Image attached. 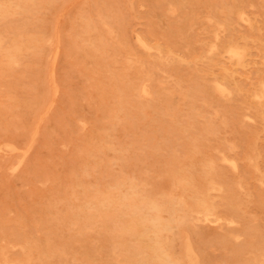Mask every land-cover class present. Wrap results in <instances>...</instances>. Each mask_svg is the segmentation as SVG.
Listing matches in <instances>:
<instances>
[{
	"label": "rangeland",
	"instance_id": "rangeland-1",
	"mask_svg": "<svg viewBox=\"0 0 264 264\" xmlns=\"http://www.w3.org/2000/svg\"><path fill=\"white\" fill-rule=\"evenodd\" d=\"M261 83L264 0H0V264H143L156 207L201 191L166 250L264 264Z\"/></svg>",
	"mask_w": 264,
	"mask_h": 264
},
{
	"label": "bare ground",
	"instance_id": "bare-ground-1",
	"mask_svg": "<svg viewBox=\"0 0 264 264\" xmlns=\"http://www.w3.org/2000/svg\"><path fill=\"white\" fill-rule=\"evenodd\" d=\"M200 1V0H199ZM197 2V1H196ZM73 3V2H72ZM140 5V4H139ZM252 5V4H251ZM171 6V5H170ZM183 7V6H182ZM182 9V8H181ZM172 7H171V12H172ZM223 10V9H222ZM65 11V10H64ZM64 11H62V12H64ZM167 11H169V10H167ZM174 11V10H173ZM221 12V11H220ZM173 13V12H172ZM192 14H194V13H192ZM243 14H245V13H243ZM172 15V14H171ZM191 15V14H190ZM222 15V14H221ZM59 17H61V16H59ZM194 17V16H193ZM198 17V16H197ZM241 17V16H240ZM246 18H248V16L246 17ZM206 19V18H205ZM59 20V19H58ZM57 21V20H56ZM104 21V20H103ZM181 21H182V19H181ZM207 21H209V20H207ZM193 22V21H192ZM192 22H190L189 21V23H192ZM59 23V22H58ZM103 24V23H102ZM210 24H211V22H210ZM216 24H217V22H216ZM246 24H249V21L248 22H246ZM217 25H220V24H217ZM236 25H237V23H236ZM58 26V25H57ZM108 26V25H107ZM224 26V25H223ZM250 26V25H249ZM104 27V26H103ZM105 28V27H104ZM108 28H109V26H108ZM220 28V27H219ZM223 28V27H222ZM224 29V28H223ZM222 29V30H223ZM55 30H56V28H55ZM110 30V29H109ZM192 30V29H191ZM218 30H220V29H218ZM230 30V29H229ZM113 31V30H112ZM226 31H227V29H226ZM58 32V29H57V31H56V33ZM219 32V31H218ZM107 33H109V32H107ZM112 33V32H111ZM111 33H109V35L111 34ZM221 33V32H220ZM235 33V32H234ZM135 34V33H134ZM59 34H57V35H55L56 37L58 36ZM109 35H108V37H109ZM189 35V34H188ZM213 35H214V33H213ZM87 36V35H86ZM111 36V35H110ZM135 36V35H134ZM245 36V35H244ZM55 37V39H56V41H58L57 40V38ZM88 37V36H87ZM218 37V36H217ZM240 37V36H239ZM60 38V37H59ZM58 38V39H59ZM84 38V37H83ZM110 38V37H109ZM113 38V37H112ZM219 38V37H218ZM85 39H88V38H85ZM115 39V38H114ZM136 38H134V40H135ZM139 39V38H138ZM241 39V38H240ZM47 40H49V39H46V42H47ZM51 40V39H50ZM113 40V39H112ZM116 40V39H115ZM215 40V39H214ZM106 41V40H105ZM232 41V40H231ZM240 41V40H239ZM52 41H50V43H51ZM136 42H137V39H136ZM217 42H218V40H217ZM244 42V41H243ZM59 43V42H58ZM145 43V42H144ZM232 43V42H231ZM234 43V42H233ZM245 43V42H244ZM49 44V43H48ZM117 44H118V41H117ZM120 44V43H119ZM139 44V43H138ZM146 44V43H145ZM213 44V43H212ZM240 44V43H239ZM91 45L93 46V44L91 43ZM91 45H90V47H91ZM148 45V44H147ZM181 45V44H180ZM216 45V44H215ZM50 46H52L51 44H50ZM120 46H121V44H120ZM119 46V47H120ZM141 46V45H140ZM211 46V45H210ZM86 47V46H85ZM227 47H229V46H227ZM244 47V46H243ZM56 48V47H55ZM121 48V47H120ZM123 49V48H122ZM187 49V48H186ZM209 49V48H208ZM59 49L57 48V51H58ZM98 50V49H97ZM124 50V49H123ZM156 50V49H155ZM155 50H153V51H155ZM213 50V49H212ZM222 50V49H221ZM228 50V54L230 53V55L232 56V57H237V58H239L240 57V55L242 54L240 51H239V49H238V47L236 46V45H231L228 49L226 48V50H225V52ZM245 50V49H244ZM28 51V50H27ZM56 51V50H55ZM56 51V52H57ZM93 51H95V50H93ZM147 51H149V50H147ZM168 51H170V50H168ZM217 51V50H216ZM215 50H214V52L213 53H217ZM241 51H243V49H241ZM96 52V51H95ZM124 52V51H123ZM172 52V51H171ZM170 52V53H171ZM188 52V51H187ZM55 53V52H54ZM107 53V52H106ZM148 53V52H147ZM161 53V52H160ZM57 54H58V52H57ZM127 54V53H126ZM125 54V55H126ZM210 54H212V53H210ZM209 54V55H210ZM71 55V54H70ZM106 55V54H105ZM161 55V54H160ZM166 55V54H165ZM169 55H172V54H169ZM149 56V55H148ZM167 56V55H166ZM166 56H165V59H166ZM50 57V56H49ZM156 57V56H155ZM161 57V56H160ZM175 57H176V55H175ZM178 57V56H177ZM229 57V56H228ZM88 58V57H87ZM173 58V57H172ZM179 58V57H178ZM48 59V58H47ZM50 59V58H49ZM160 59V58H159ZM241 59V58H240ZM243 59V58H242ZM100 60V59H99ZM179 60V59H178ZM178 60H177V62H178ZM237 60V59H236ZM239 60V59H238ZM55 61H56V59H55ZM129 61V60H128ZM127 61V62H128ZM165 61V60H164ZM182 61H184V60H182ZM189 61V60H188ZM191 61V60H190ZM194 61H196V60H194ZM241 61V60H240ZM52 62V61H51ZM130 62H131V60H130ZM133 62V61H132ZM192 62V61H191ZM16 63V62H15ZM136 63V62H135ZM237 65H238V63H236ZM15 65V64H14ZM18 65V64H17ZM16 65V66H17ZM48 65V64H47ZM137 65H138V63H137ZM130 67H131V65H129ZM142 67V66H141ZM49 68H51V66L49 67ZM55 68V67H54ZM46 69H48V68H46ZM130 69V68H129ZM132 69V68H131ZM141 69V68H140ZM48 72H49V69L47 70ZM53 72V71H52ZM50 73V72H49ZM154 74H155V72H154ZM139 75V74H138ZM141 75V74H140ZM143 77V76H142ZM147 78V77H146ZM170 78V77H169ZM48 80V79H47ZM91 80V79H90ZM127 80H129V79H127ZM142 80H144V79H142ZM141 80V81H142ZM149 80V79H148ZM124 80H122V82H123ZM130 81V80H129ZM137 81V80H136ZM140 81V82H141ZM147 81V80H146ZM93 82V81H92ZM143 82H145V81H143ZM143 82H141V83H143ZM159 82V81H158ZM49 83V82H48ZM95 83V82H94ZM125 83H128V82H125ZM148 83H149V81H148ZM161 83V82H160ZM55 84H56V82H55ZM96 84V83H95ZM144 84V83H143ZM142 84V85H143ZM159 84V83H158ZM163 84V83H162ZM215 84V83H214ZM213 84V85H214ZM53 85V84H52ZM146 85V84H145ZM149 85V84H148ZM161 85V84H160ZM159 85V86H160ZM212 85V84H211ZM221 85V84H220ZM261 85H262V83H261ZM264 85V84H263ZM263 85H262V87H263ZM141 86V85H140ZM156 86V85H155ZM165 86V85H164ZM177 86V85H176ZM54 87H55V85H54ZM59 87V86H58ZM178 87V86H177ZM261 87V86H260ZM146 88V87H145ZM161 88V87H160ZM179 88V87H178ZM214 88H215V86H214ZM217 88V87H216ZM226 88V87H225ZM50 89V88H49ZM52 89H53V86H52ZM103 89V88H102ZM139 89V88H138ZM149 89V88H148ZM157 91H159L158 90V88H155ZM180 89V88H179ZM96 90V89H95ZM144 90V89H143ZM162 91H164L163 89H161ZM219 90V89H218ZM228 90V89H227ZM225 91V92H228V91ZM262 90H263V88H262ZM58 91V90H57ZM92 91V90H91ZM135 91H137V90H134V93H135ZM147 91V90H146ZM103 92V91H102ZM138 92V91H137ZM142 92V91H141ZM144 92H145V90H144ZM216 92V91H215ZM224 92V91H223ZM52 94H53V92H51ZM139 93V92H138ZM143 93V92H142ZM261 93V92H260ZM90 94V93H89ZM148 94H150V93H148ZM167 94V93H166ZM221 94H222V92H221ZM137 95V94H136ZM140 95V94H139ZM145 95V94H144ZM171 95V94H170ZM101 96V95H100ZM138 96V95H137ZM145 96H147V95H145ZM149 96V95H148ZM222 96V95H221ZM261 96V95H260ZM141 97V96H140ZM164 97H165V95H164ZM257 97H259V95L257 96ZM138 98V97H137ZM155 98V97H154ZM157 98H159V96L157 97ZM166 98V97H165ZM140 99V98H139ZM153 99V98H152ZM137 101H138V99H136ZM151 100V99H150ZM163 100V99H162ZM186 100V99H185ZM257 100V99H256ZM260 100H261V97H260ZM126 101V100H125ZM164 101H166L165 99H164ZM258 101V100H257ZM103 102H104V100H103ZM259 102V101H258ZM133 103V102H132ZM140 103V102H139ZM138 103V104H139ZM260 103V102H259ZM258 103V104H259ZM56 104V103H55ZM90 104V103H89ZM51 105V104H50ZM128 105V104H127ZM134 105V104H133ZM141 105V104H140ZM147 105V104H146ZM138 107V106H137ZM147 107H149V106H147ZM49 108V107H48ZM133 108V107H132ZM142 108H143V106L141 107V112H139L140 114L142 113L143 114V112H142ZM150 108V107H149ZM44 109V108H43ZM85 109V108H84ZM135 109V108H134ZM137 109V108H136ZM144 109V108H143ZM138 110V109H137ZM139 111V110H138ZM147 111V110H146ZM149 111V110H148ZM148 111H147V113H148ZM160 112V111H159ZM89 113V112H88ZM150 114V113H149ZM40 115V114H39ZM74 115V114H73ZM90 115H92V114H90ZM95 115V114H94ZM152 115V114H151ZM157 115V114H156ZM216 115V114H215ZM131 116V115H130ZM222 116V115H221ZM39 117V116H38ZM43 118L45 117V116H42ZM41 117V118H42ZM95 119H96V117H95ZM33 121V120H32ZM36 121H38V120H36ZM41 121H42V119H41ZM97 121V120H96ZM106 121V120H105ZM33 122H35V121H33ZM152 122V121H151ZM39 125V124H38ZM52 126V125H51ZM224 126V125H223ZM36 127V126H35ZM249 128V127H248ZM39 129V128H38ZM15 130V129H14ZM143 132V131H142ZM32 133V132H31ZM53 133V132H52ZM37 134H38V130H37ZM30 136H31V134H30ZM35 139V138H34ZM143 141V140H142ZM33 142V141H32ZM29 144V143H28ZM34 144V143H33ZM63 144V143H62ZM160 147V146H159ZM6 150V149H5ZM20 150V149H19ZM174 150V149H173ZM179 150V149H178ZM22 151H24V150H22ZM137 151V150H136ZM17 152H19V151H17ZM10 153H13V152H11L10 151ZM28 154V153H27ZM173 154V153H172ZM5 156V155H4ZM223 158H224V155H223ZM7 160V159H6ZM16 160V159H15ZM212 160V159H211ZM19 161V160H18ZM230 161V160H229ZM234 161V160H233ZM184 162V161H183ZM221 162H225V161H221ZM232 162V161H231ZM16 163H17V160H16ZM234 163L235 162H233L232 163V167H233V165H234ZM181 164H182V162H181ZM225 164H228V162H225ZM229 164H231V163H229ZM183 165V164H182ZM213 165V164H212ZM255 166V165H254ZM5 167V166H4ZM234 168V167H233ZM8 170V169H7ZM232 170V169H231ZM233 171V170H232ZM235 172V171H234ZM261 175V174H260ZM206 178V180H208V182H209V179H208V177H205ZM131 180H132V178H131ZM258 182V181H257ZM260 182V181H259ZM262 182V181H261ZM260 182V183H261ZM209 184V183H208ZM141 185V184H140ZM213 185V184H212ZM216 185V184H215ZM260 185H262V184H260ZM143 186V185H142ZM141 186V187H142ZM208 186L209 185H207V184H203V187H202V189H207L208 188ZM219 186V185H218ZM264 186V185H263ZM219 188V187H218ZM222 190V189H221ZM241 190V189H240ZM244 190V189H243ZM218 191V190H217ZM216 191V192H217ZM175 192V191H174ZM208 192H210V191H208ZM213 192V191H212ZM220 193V192H219ZM246 193V192H245ZM208 194V193H207ZM246 195V194H245ZM249 195V194H248ZM174 196V195H173ZM171 194H169V195H167V197H166V199H165V201H164V203H163V205H162V207H156V210H157V215L154 217L153 216V218H152V221H151V223L149 224V225H147V226H145V228H146V230H147V232H149V233H144L142 236H141V239L143 240V242H144V244H145V246L149 249V251L151 252V258L149 259V260H143L142 261V263L143 264H182L181 263V260H180V258H178L177 256H173V255H171L167 250H166V248H165V245L163 244V241L165 240V239H167V238H169L170 237V234L172 233V231H173V229L174 228H179V229H183V228H185V226H187V225H189V224H191L194 220H195V216L197 215V217H198V214H200V213H202V214H204V216L206 217V219H208V216H209V214H211V212H212V208H213V204L211 203V201L209 200V198H208V196L207 195H205L204 194V191H201V192H198L195 196H194V198H193V201L192 202H186V201H182L181 199H178V198H175V197H173ZM250 196V195H249ZM246 197V196H245ZM248 202V201H247ZM249 203V202H248ZM264 204V203H263ZM223 207V206H222ZM262 207V206H261ZM247 208V207H246ZM256 210V209H255ZM256 211H258V210H256ZM259 212V211H258ZM261 213H262V211H261ZM250 216H252V215H250ZM211 217V216H210ZM259 217V216H258ZM213 218H214V216H213ZM217 218H218V216H217ZM221 218H223V217H221ZM220 218V219H221ZM253 218V217H252ZM205 219V218H204ZM197 220H198V218H197ZM201 220V219H200ZM209 220V219H208ZM225 220V219H224ZM247 220V219H246ZM254 220V219H253ZM221 221H223V220H221ZM231 221H232V218H231ZM231 221H229V222H231ZM255 221V220H254ZM195 222H197V221H195ZM204 222V221H203ZM225 222H226V220H225ZM235 222V221H234ZM202 223V222H201ZM216 223H217V221H216ZM227 224H228V222H226ZM233 223V222H232ZM252 223V222H251ZM193 224V223H192ZM214 224V223H213ZM210 225H212V224H210ZM232 225V224H231ZM234 225V224H233ZM237 225H240L239 223H237ZM206 226H208V225H206ZM228 226V225H227ZM246 227V226H245ZM206 228V227H205ZM210 228V227H209ZM237 228V227H236ZM90 229H91V227H90ZM206 229H208V228H206ZM245 229V228H244ZM250 229H252V228H250ZM260 229V228H259ZM254 230V229H253ZM209 231V230H208ZM220 231H221V229H220ZM244 231V230H243ZM255 231V230H254ZM183 232V231H182ZM222 232V231H221ZM253 232V231H252ZM213 233V232H212ZM255 233V232H254ZM257 233V232H256ZM229 234H231V233H229ZM258 234V233H257ZM259 234H261V233H259ZM173 235V234H172ZM231 235H233V234H231ZM124 237V236H123ZM232 237V236H231ZM240 237V236H239ZM249 237V236H248ZM248 237H247V239H248ZM260 238H262V237H260ZM126 239V238H125ZM186 239L188 240V238L186 237ZM185 239V240H186ZM234 239V241L236 240L235 239V237L233 238ZM251 239V238H250ZM257 239V238H256ZM186 240V241H187ZM239 240V239H238ZM167 241V240H166ZM185 241V242H186ZM190 241V240H189ZM250 241H254V239L253 240H250ZM184 242V241H183ZM134 243V242H133ZM136 243V242H135ZM235 243H237V242H235ZM245 243V242H244ZM186 244V243H185ZM186 245H188V243L186 244ZM191 245V244H190ZM242 246V245H241ZM256 246H257V244H256ZM186 247H188V246H185V248ZM190 247V249H189V251H191L192 253L195 251L194 250V248L192 247V246H189ZM258 247V246H257ZM250 248V247H249ZM249 248H248V250H249ZM2 250H3V248H1ZM210 249V251L212 250V248L210 247L209 248ZM185 250V249H184ZM215 250V249H214ZM213 250V251H214ZM250 250H252V249H250ZM1 251V250H0ZM188 250L186 251L187 253L189 252ZM241 251V250H240ZM185 252V251H184ZM243 252V251H242ZM249 252V251H248ZM190 253V252H189ZM238 253V252H237ZM0 254H2V253H0ZM194 254H196V253H193V255ZM225 254V253H224ZM229 254V253H228ZM116 255V254H115ZM226 255H227V253H226ZM251 255V254H250ZM252 255H254L253 253H252ZM2 256V255H1ZM4 256V255H3ZM40 256V255H39ZM117 256V255H116ZM196 256V255H195ZM245 256V255H244ZM248 256H249V253H248ZM44 257V256H43ZM52 257V256H51ZM65 257V256H64ZM189 257V256H188ZM198 257V256H197ZM245 257H247V256H245ZM118 258H120V257H118ZM4 259H5V257H4ZM50 259H52V258H50ZM116 259V258H115ZM261 259H264V257H262ZM114 260V259H113ZM118 260V259H117ZM198 260V259H197ZM254 260H256L255 259V257H254ZM254 260H253V263H254ZM47 261V260H46ZM4 262V261H3ZM28 262V261H27ZM244 262H245V260H244ZM263 261H261V263H262ZM65 263V262H64ZM212 263V262H211ZM264 263V262H263ZM3 264V263H2ZM19 264V263H18ZM28 264H30V262H28ZM66 264V263H65ZM215 264V263H214ZM256 264H257V262H256Z\"/></svg>",
	"mask_w": 264,
	"mask_h": 264
}]
</instances>
